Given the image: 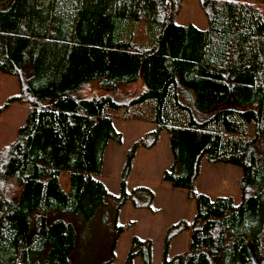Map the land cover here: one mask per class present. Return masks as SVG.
<instances>
[{"label": "trees", "instance_id": "1", "mask_svg": "<svg viewBox=\"0 0 264 264\" xmlns=\"http://www.w3.org/2000/svg\"><path fill=\"white\" fill-rule=\"evenodd\" d=\"M181 0H0V73L24 104L23 122L0 148V264H71L74 217L109 236L99 264H113L125 226L120 207H150L145 187L126 191L137 148L164 129L171 164L161 179L194 203L190 221L165 229L159 264H252L264 257V0H199L206 27L177 24ZM139 82L123 100L110 92ZM95 83L104 94L84 95ZM149 108L154 130L125 153L118 194L94 177L108 140V110ZM240 170L239 202L194 191L200 160ZM66 175L67 187L59 181ZM185 232L184 249L167 257ZM151 263V242L131 237L123 264ZM264 264V261L261 263Z\"/></svg>", "mask_w": 264, "mask_h": 264}, {"label": "rangeland", "instance_id": "2", "mask_svg": "<svg viewBox=\"0 0 264 264\" xmlns=\"http://www.w3.org/2000/svg\"><path fill=\"white\" fill-rule=\"evenodd\" d=\"M253 3L254 0H235ZM177 24L191 23L199 29L206 27V18L200 8L199 0H181L180 8L174 18ZM84 95L104 94L95 83L83 88ZM140 90L139 82L122 86L110 92L116 99L123 100ZM17 93L16 81L13 76L0 73V106L2 100ZM26 112L24 104H13L0 112V148L11 143L15 130L23 122ZM114 129L120 134V142L108 140L102 157L100 172L94 177L103 183L106 191L112 195L118 194V180L125 161V153L130 145L143 137L145 133L154 130L149 122V108L140 104L124 111L122 108L108 110ZM171 164V154L168 146L167 133L161 129L156 142L148 147L136 149L131 160V166L126 178V191L141 186L149 189L153 195L149 208H134L129 201L119 209L116 224L130 226L116 240L113 264H123L131 237L151 242V263L159 264L162 251V239L165 229L180 220L190 221L194 213V203L180 188H173L161 179L162 171ZM238 167L223 163H207L204 158L199 164V172L194 180V191L209 197L229 196L234 205L239 202ZM59 181L65 189L66 175H60ZM99 214L89 222L74 217L75 228L80 235L78 246L71 254V264H99L105 256V243L108 237L99 224ZM187 239L185 232L176 235L169 244L167 257L180 253ZM132 264H141L135 257Z\"/></svg>", "mask_w": 264, "mask_h": 264}, {"label": "water", "instance_id": "3", "mask_svg": "<svg viewBox=\"0 0 264 264\" xmlns=\"http://www.w3.org/2000/svg\"><path fill=\"white\" fill-rule=\"evenodd\" d=\"M252 264H261L264 261V257H256L253 252L250 253Z\"/></svg>", "mask_w": 264, "mask_h": 264}, {"label": "crops", "instance_id": "4", "mask_svg": "<svg viewBox=\"0 0 264 264\" xmlns=\"http://www.w3.org/2000/svg\"><path fill=\"white\" fill-rule=\"evenodd\" d=\"M25 113H26V112H25ZM106 146H107V144H106ZM105 148H106V147H105ZM104 151H105V150H104ZM200 163H201V160H200ZM200 163H199V164H200ZM109 194H110V193H109ZM111 195H112V194H111ZM170 243H171V242H170Z\"/></svg>", "mask_w": 264, "mask_h": 264}]
</instances>
